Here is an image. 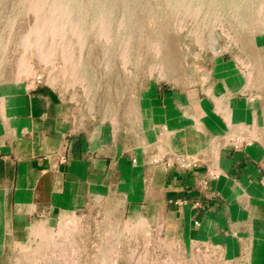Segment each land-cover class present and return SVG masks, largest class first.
Returning <instances> with one entry per match:
<instances>
[{
  "label": "rangeland",
  "instance_id": "1",
  "mask_svg": "<svg viewBox=\"0 0 264 264\" xmlns=\"http://www.w3.org/2000/svg\"><path fill=\"white\" fill-rule=\"evenodd\" d=\"M63 2L0 0V85L9 79L13 97L11 111L0 94V151L21 132L30 145L43 134L52 144L55 130L131 131L139 121L142 134L157 95L208 91L220 64L264 86V0H164L166 13L130 17L116 5L98 13ZM160 159L168 170L190 163L179 154ZM140 205L126 210L114 195L12 228L1 213L0 264H234L218 246L185 236L158 194L154 210Z\"/></svg>",
  "mask_w": 264,
  "mask_h": 264
},
{
  "label": "crops",
  "instance_id": "2",
  "mask_svg": "<svg viewBox=\"0 0 264 264\" xmlns=\"http://www.w3.org/2000/svg\"><path fill=\"white\" fill-rule=\"evenodd\" d=\"M228 66L219 65L208 91L157 95L142 134L137 121L131 131L55 130L52 144L43 134L30 145L23 132L5 142L0 217L18 227L23 218L86 211L114 195L126 210H154L158 194L185 236L218 246L234 264H264V86ZM174 154L188 166L168 170L160 162Z\"/></svg>",
  "mask_w": 264,
  "mask_h": 264
},
{
  "label": "bare ground",
  "instance_id": "3",
  "mask_svg": "<svg viewBox=\"0 0 264 264\" xmlns=\"http://www.w3.org/2000/svg\"><path fill=\"white\" fill-rule=\"evenodd\" d=\"M68 2H63V6H66V8H82V7H89V6H95L96 10L94 12H102L103 9L109 7V6H119L121 8H123V12H125L127 14L128 17L130 16H135L136 13H140L142 11H144L146 8L148 11H156L157 14H163L166 13L170 7L169 3L164 2V0H157V2H152V4H149L147 2L144 3H137L135 2V0H128V1H124V2H112L111 4H102V3H97V4H93L94 2L98 1V0H82L80 3L77 0H73L72 2H70L71 0H66ZM201 3H203L204 0H200ZM237 1V0H235ZM249 5V3L247 4V6ZM238 7V6H237ZM152 8V9H151ZM261 9V8H259ZM133 10L135 15H129V11ZM11 11V10H10ZM260 11V10H259ZM81 12V11H79ZM86 12V11H85ZM122 12V15H123ZM1 28V26H0ZM1 31V29H0ZM86 31L84 32L85 35ZM1 42V41H0ZM10 80L8 79V83H3L0 85V94H3V96H5L4 99H7L8 102V109H10L11 111L13 110V102H12V95L9 92L10 91V86H9ZM7 88V89H5ZM6 91V92H5Z\"/></svg>",
  "mask_w": 264,
  "mask_h": 264
},
{
  "label": "built area",
  "instance_id": "4",
  "mask_svg": "<svg viewBox=\"0 0 264 264\" xmlns=\"http://www.w3.org/2000/svg\"><path fill=\"white\" fill-rule=\"evenodd\" d=\"M170 167H172V165H171V164H169V168H170Z\"/></svg>",
  "mask_w": 264,
  "mask_h": 264
}]
</instances>
